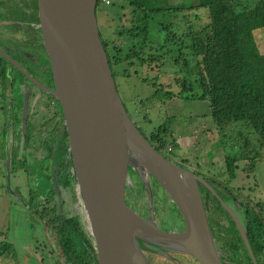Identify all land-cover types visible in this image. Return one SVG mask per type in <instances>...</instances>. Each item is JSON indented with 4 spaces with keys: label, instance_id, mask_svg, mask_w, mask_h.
Segmentation results:
<instances>
[{
    "label": "water",
    "instance_id": "95a60500",
    "mask_svg": "<svg viewBox=\"0 0 264 264\" xmlns=\"http://www.w3.org/2000/svg\"><path fill=\"white\" fill-rule=\"evenodd\" d=\"M95 3L37 0L53 77L50 92L63 111L97 264H151L139 240L183 250L199 264H222L198 182L227 210L253 264H257L236 213L201 175L156 150L127 113L99 38ZM134 171L149 195L150 177L169 195L182 217L180 230H162L131 207L128 197Z\"/></svg>",
    "mask_w": 264,
    "mask_h": 264
},
{
    "label": "trees",
    "instance_id": "16d2710c",
    "mask_svg": "<svg viewBox=\"0 0 264 264\" xmlns=\"http://www.w3.org/2000/svg\"><path fill=\"white\" fill-rule=\"evenodd\" d=\"M149 1L127 0L129 15L122 11L115 18L117 12L113 15L101 6L98 19L96 6L112 0H96L98 34L111 74L114 78L117 73H133L150 85L152 93L140 103L177 97L206 100L211 127L218 136L229 135L232 147L236 145L233 153L223 154L224 168L218 172L225 173L229 182L235 176L237 161H246L250 167L259 155L257 149L264 150V51L253 35L255 28L264 26V0H189L190 9L204 7L205 20L190 22L179 32L169 30L161 43L147 37L148 21L162 9L146 6ZM118 8L123 10L124 4ZM169 43L173 44L167 46ZM152 72L155 74L150 75ZM137 128L156 150L171 158L173 148L165 149L175 141L169 117L146 134ZM206 180L214 182L207 177ZM199 187L205 197L218 202L205 186L199 183ZM221 189L222 194L237 203L254 259L257 264H264V214L258 202L251 205L227 186ZM218 205L226 223L211 217L208 224L213 239L219 240L215 246L222 264H253L234 221L219 202ZM62 225L69 233L56 239L59 264H97L91 239L82 235L71 219H64Z\"/></svg>",
    "mask_w": 264,
    "mask_h": 264
},
{
    "label": "rangeland",
    "instance_id": "374dc122",
    "mask_svg": "<svg viewBox=\"0 0 264 264\" xmlns=\"http://www.w3.org/2000/svg\"><path fill=\"white\" fill-rule=\"evenodd\" d=\"M126 1L112 0V3L107 5L98 4L96 6L97 18L100 17L98 11L101 6L112 14L117 12L115 15L113 14L114 18L122 11L127 12L125 16L129 15L130 7L127 6ZM188 1L150 0L149 5L146 6H161L162 9L153 13V17L148 21L147 37L154 43H161L165 38L164 35L170 32L169 30L179 32L181 29L189 26L190 22H202L205 20L204 7L190 9L188 8ZM122 3L124 4V9L120 10L118 7ZM194 13L197 16H193ZM27 19L33 22L31 16L27 17ZM165 24L167 28H162V25ZM253 35L259 48L264 51V26L255 28ZM17 36L21 37L25 45H31L25 33L21 34L19 32ZM172 44L169 43L167 46H171ZM38 60L41 63L39 65H46L49 62V58L47 60L45 55L44 57L40 55V59ZM32 63L28 64L26 62L25 65L31 69L33 66ZM149 74L154 75L155 73L152 72ZM2 77L3 75H0V79ZM114 83L127 113L144 134L163 122L166 116L169 117V123H171L175 131V141L172 144H167L165 149H168L169 146L173 148L171 158L174 161L177 163L181 161L182 163L179 164L183 165L184 163L185 165L183 166L193 171H198L199 174L212 179L220 186H227L233 194L238 195L240 200L248 201L251 205L258 202L262 210L261 212L264 214V150L257 149V146H255V149L259 151V155L251 161L250 167L246 161H237L235 176L227 182L225 180L226 174L220 175L218 172L224 168L223 154L233 153V148H236V145L232 147L229 135L221 137L219 133L220 135L218 136L216 130L211 127V119L205 100L177 97L167 98L161 101L152 99L140 103L141 99L152 93L153 88L150 85L140 81L133 73H130V75L115 74ZM13 87L17 88L14 89L16 92H19V87L15 83ZM171 88L175 90L176 87L172 85ZM1 100L0 86V103H2ZM5 110L4 106H0V245L7 243L5 247L3 245L0 246V264H59L61 258H58L59 256L52 249L48 250L46 231L43 226V221L39 216L40 214L24 206L21 201V198H26V201L29 202L32 208H36L41 204L39 198L45 195L42 193V189H39L41 188L39 184L44 182V178L40 173L35 176L32 172H43L44 163L46 166L48 163L40 155L42 151L36 154L29 152L31 160L26 158V154L22 148L25 145L30 147L32 144L28 140L23 141V144L21 142L17 144V135L10 130L12 125L7 123L8 120ZM7 128L11 131L7 145L11 146L12 144V148L15 150H12L13 152L11 153L12 166L15 164L21 166L22 169L24 168L23 170L28 177L26 190L29 189L32 191L30 196L25 192V183L23 184L21 177H18L23 171L21 172L17 169L13 171L12 169V172L9 173L7 165L9 162L5 157L11 154L8 152L9 149H7V152L3 151L4 143L1 136ZM18 145L19 149L17 148ZM15 154H17L16 157H14ZM36 185L38 186L36 187ZM150 190L149 195L141 177H133L131 202L134 205L135 211L144 218H152L153 222L162 230L176 231L173 229L183 226L182 217L178 209L161 186L153 181L152 185L150 184ZM36 195L39 198H36ZM63 197L66 198V205L64 206L63 212L70 214L75 210L80 215L82 222L83 210L81 206H76L75 202L67 205L68 196L65 192ZM208 199L205 198L208 214H212V216L216 215L215 217H218L220 223H226L224 217H219L218 213L213 211V209L220 207L218 205L219 200L217 199L218 202H216L211 196ZM227 202L233 205L238 216L241 217V210L238 208L237 203L232 198H228ZM218 210L221 211L220 208ZM218 241V239L216 240L214 238L215 245L218 244ZM172 248L178 250L174 254L182 260L179 261L180 263L175 257H169L168 259L159 254L150 255L149 258L157 264H199L187 252L175 247Z\"/></svg>",
    "mask_w": 264,
    "mask_h": 264
},
{
    "label": "flooded vegetation",
    "instance_id": "af4514ba",
    "mask_svg": "<svg viewBox=\"0 0 264 264\" xmlns=\"http://www.w3.org/2000/svg\"><path fill=\"white\" fill-rule=\"evenodd\" d=\"M29 16L33 18V22H30L27 19ZM19 32H21V34L25 33L26 38L30 40L31 45H25L23 43L21 37L17 36L19 35ZM40 55L43 57L45 55L48 60V55L43 42L37 0H0V75H3L0 79L2 96V103H0V106H4L6 109L5 113L7 115V123L12 125L10 130L12 133H16L17 135V144L27 140L31 142L32 146L27 147V145H25L22 148L26 154V158L31 160L29 152H32L31 154H36L37 152L42 151V154L40 155L46 160V163H48L47 166L44 163L43 172H32L35 176L40 173V175L44 178V182L39 184L41 186L39 189H42V193L45 196L42 198H39L38 195L35 196L40 199L41 204H39L36 208H32L29 202L26 201V198H21V201L24 206L27 208L29 207L33 211L40 214L39 216L43 221V226L46 231L47 247H49L48 250L52 249V251L59 256L58 258H61L56 239L57 236L69 233L68 230L66 231L67 228L62 225V221L64 219H71L73 221V226L78 228L82 235L91 239L92 245L93 240L88 229L85 211L82 207L78 191L71 153L68 145L67 133L64 125L63 111L56 96L50 92V88H53V77L50 64L48 62L46 65H39L40 62L38 59H40ZM26 62L28 64L33 62L31 69L29 66L25 65ZM12 73H14L15 76ZM14 83L19 87V92L14 90L17 89L13 87ZM7 129L3 134H1L3 138L2 141L4 143L3 151L7 152V149H9L8 152L11 154L14 148H12V144L11 146L7 145L9 140L8 137L11 132L9 131V128ZM17 148L19 149V145ZM16 155L17 154H15L14 157H16ZM11 157L12 154L9 156L6 155L5 157V159L9 162V164L6 163L8 165L9 173L12 172V169L13 171L16 169L21 172L23 171L24 174H19L20 176L18 177H21L23 184L25 183V192L28 196H30L32 191L29 189L26 190L28 177L23 170L24 168L22 169L21 166L15 164L12 166L13 161ZM179 163L182 162L180 161ZM183 165L185 164L183 163ZM193 172L201 175L198 171ZM136 176H138V174L134 171L131 174L128 197L129 203L134 210V205L131 202V191L133 186V177ZM201 176L206 179V176ZM150 179V184L152 185L155 180L153 178ZM199 183L200 182H198V187ZM210 183L209 184L213 187L216 194L238 216V213L235 208H233V205L227 202V199L231 197L222 194V186L215 182ZM37 186L38 185H36V187ZM199 191L204 209L206 211L207 221L212 222L211 217H215L216 215L212 216V214H208V207L205 204V198L207 197L208 199L209 197H205V194L200 187ZM64 192L68 196L67 205L75 202L76 206H81V209L83 210L82 222L80 220V215L75 210L70 214H65L63 212L64 206L66 205V198L63 197ZM219 194L223 196L221 197ZM211 208L213 207L211 206ZM213 211H216L219 216H223V213H220L221 211L218 210V208L213 209ZM225 211L227 212L226 209ZM227 214L229 215L228 212ZM238 218L240 219L239 216ZM66 222L68 221L66 220ZM182 227L183 226L180 228H174L173 230H180ZM138 244L146 259L151 264H157L149 258L150 255L156 254L164 256L168 259L169 257H175L178 262L182 261L174 254V252H177L178 250L172 247L155 245L143 240H139ZM59 261H61V259Z\"/></svg>",
    "mask_w": 264,
    "mask_h": 264
},
{
    "label": "built area",
    "instance_id": "2783aa9c",
    "mask_svg": "<svg viewBox=\"0 0 264 264\" xmlns=\"http://www.w3.org/2000/svg\"><path fill=\"white\" fill-rule=\"evenodd\" d=\"M101 2H103V3H107V2H109V0H100ZM170 148V146L168 147V149ZM167 149V150H168Z\"/></svg>",
    "mask_w": 264,
    "mask_h": 264
},
{
    "label": "bare ground",
    "instance_id": "6f19581e",
    "mask_svg": "<svg viewBox=\"0 0 264 264\" xmlns=\"http://www.w3.org/2000/svg\"><path fill=\"white\" fill-rule=\"evenodd\" d=\"M44 23H45V25H47V21H46V20H45V22H44ZM48 24H49V21H48ZM142 215H143V214H142ZM151 219H152V218H151ZM156 223H157V222H156ZM151 260H152V259H151ZM163 263H164V262H163Z\"/></svg>",
    "mask_w": 264,
    "mask_h": 264
},
{
    "label": "crops",
    "instance_id": "0c3cea01",
    "mask_svg": "<svg viewBox=\"0 0 264 264\" xmlns=\"http://www.w3.org/2000/svg\"><path fill=\"white\" fill-rule=\"evenodd\" d=\"M206 101V100H205ZM206 105H207V102H206Z\"/></svg>",
    "mask_w": 264,
    "mask_h": 264
}]
</instances>
